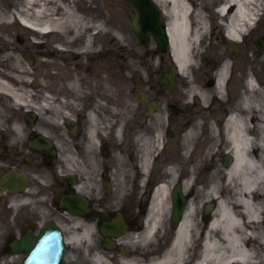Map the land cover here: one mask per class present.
<instances>
[{
    "label": "flooded vegetation",
    "instance_id": "af4514ba",
    "mask_svg": "<svg viewBox=\"0 0 264 264\" xmlns=\"http://www.w3.org/2000/svg\"><path fill=\"white\" fill-rule=\"evenodd\" d=\"M215 5H211V49L201 57L206 67L194 72L193 83L179 79L172 90L161 80L173 61L170 50L160 49L152 38L145 46L133 31L126 48L116 39L108 40L112 44L95 40L100 43L97 48L86 47L85 40H80L74 45L65 44V52H60L50 43L64 42L63 39H43L40 44L18 39L24 51L29 49L36 56L66 62L73 59L78 67L75 69L87 79L79 110L72 119L58 112L60 104L54 99L53 109H49V99L46 106L37 109L0 104V125L8 129H0V159L11 168L31 170V174L44 177L50 184L56 181L51 187L55 199L76 186L89 200L91 210L85 216L97 227L114 215L99 208L119 202L125 204L129 224L139 226L158 187L169 180L170 166L166 161L181 155L182 139L190 127L210 119L211 124L223 125L230 113L241 107L248 91V77H255L259 86L264 84V23L244 36L240 49L231 50L224 28L213 15ZM73 49L80 52L77 60ZM10 54L2 50L0 58ZM223 68L227 79L221 92L218 74ZM49 89L56 93L58 88ZM138 92L149 93L151 104L141 102ZM201 94L207 96L206 105ZM40 97L35 96L37 105ZM42 137L48 147L31 145ZM65 139L75 140L76 146L69 148L62 142ZM66 149L77 150V172L67 171L71 162ZM191 164L188 160L177 169L179 180L190 178ZM185 190L190 198L193 193Z\"/></svg>",
    "mask_w": 264,
    "mask_h": 264
},
{
    "label": "bare ground",
    "instance_id": "6f19581e",
    "mask_svg": "<svg viewBox=\"0 0 264 264\" xmlns=\"http://www.w3.org/2000/svg\"><path fill=\"white\" fill-rule=\"evenodd\" d=\"M162 1L167 3V7L170 6L173 50L180 69L185 72L188 62L192 61L189 57L190 51L193 45L203 38L207 24L201 18V13L195 11L190 0ZM260 2L261 0H214L218 5L219 23L224 24L229 38L239 39L251 27L254 19L260 16ZM27 3L28 9L18 14L24 22H36L42 28L59 29L66 28L67 22L78 23L72 25L77 31L84 22L76 17L68 6H60L53 0H27ZM58 9L62 10L60 16H57ZM192 15L195 16L194 25L197 24L194 30V26L189 22ZM18 63V67L15 66L6 72L4 81L0 80V91L9 94L15 101L24 103L27 100V91L22 87L17 88L16 85L19 84L17 78L23 77L28 69L19 61ZM218 78L222 87L227 79L224 68ZM248 85L241 107L233 110L226 124L219 129L211 127V146L206 151V157L210 156L211 161L216 160L221 151L224 155L232 156L233 161L229 165L214 161L211 180L205 188V194L202 197L195 196L190 203L179 228L176 246L156 259L154 264L186 262L188 241L191 236L197 237L196 227L199 222L193 216L199 208V201L206 197L216 200L219 206L204 236L202 258L194 264H264V84L258 86L250 78ZM32 196L31 190L21 196H9L10 211L14 214L19 201H31ZM154 201L150 219L157 228L163 229L164 216L170 213L166 183L156 192ZM10 220L13 221L14 218ZM72 223L70 243L76 246L84 245L86 249L94 247L92 257L95 264H149L145 260L147 255L139 254L136 248L138 244L155 237L156 233L152 228H146L137 235H126L123 244L130 248V254L119 256L117 260L113 259V262L109 263V254L94 246L95 225L81 217L73 218ZM4 226L0 211V242ZM14 228V225H10L11 230ZM18 262V258L12 257L10 261L0 264Z\"/></svg>",
    "mask_w": 264,
    "mask_h": 264
},
{
    "label": "rangeland",
    "instance_id": "374dc122",
    "mask_svg": "<svg viewBox=\"0 0 264 264\" xmlns=\"http://www.w3.org/2000/svg\"><path fill=\"white\" fill-rule=\"evenodd\" d=\"M22 2H23V0H0V10L9 11L11 9H14V7H21L20 5H21ZM100 2H101L102 6L106 5V8H103L101 10L100 9H96V8H94L93 5H89L88 0L87 1L86 0H80V1L76 0L73 4H75L76 8L78 7L77 12H78V14L80 16L83 13H87V15L89 17L97 19L95 22L102 24V26H103V24H105V21L103 20V16L102 15H106L107 17H111L112 18V19H108V21H111L108 24V26L109 25L120 26V25L126 23L125 9L128 6L126 0H100ZM0 29H1V27H0ZM29 33H30V37L31 36H32V38L35 37V36H33V34L35 35V33H33V32H29ZM36 36H38V35H36ZM0 199H2L1 195H0ZM1 205H2V202H0V206ZM28 211H29L28 208H25V209L21 210L20 215H19V220H18L19 223H20V219H21L22 216L25 219H27V216H29L28 215ZM2 213H3V216L7 219L8 218L7 213L5 211L2 212ZM48 216H49V219L54 218L56 220H59V216H52L50 213H48L46 215V219H48ZM36 219L39 220L38 217H35L33 220L35 221ZM21 221H22V219H21ZM41 221L43 222V220H41ZM41 221H39L40 225L42 224ZM39 226L35 225V227H38V229H39ZM20 230L21 229L19 228V232H20ZM9 232L10 231H7V233H6L8 239H9V235H8ZM4 239L8 240L6 238H4ZM5 240H3V244H4L3 248H4V246H6L5 245L6 244ZM7 259H8L7 255H5L4 257H2V256L0 257V261H7Z\"/></svg>",
    "mask_w": 264,
    "mask_h": 264
},
{
    "label": "water",
    "instance_id": "95a60500",
    "mask_svg": "<svg viewBox=\"0 0 264 264\" xmlns=\"http://www.w3.org/2000/svg\"><path fill=\"white\" fill-rule=\"evenodd\" d=\"M149 2V6L153 8V5L151 4L150 0H146ZM144 7H147V4H144ZM33 241L31 236L27 235L24 240L20 243V250L22 251H31L33 248L32 246Z\"/></svg>",
    "mask_w": 264,
    "mask_h": 264
}]
</instances>
